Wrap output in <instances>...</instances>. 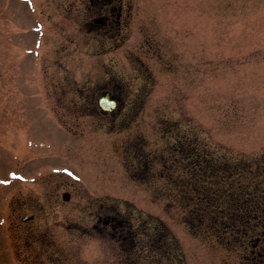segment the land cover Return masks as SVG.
<instances>
[{
    "label": "rangeland",
    "instance_id": "obj_1",
    "mask_svg": "<svg viewBox=\"0 0 264 264\" xmlns=\"http://www.w3.org/2000/svg\"><path fill=\"white\" fill-rule=\"evenodd\" d=\"M90 7L0 0V264H264V0Z\"/></svg>",
    "mask_w": 264,
    "mask_h": 264
},
{
    "label": "flooded vegetation",
    "instance_id": "obj_2",
    "mask_svg": "<svg viewBox=\"0 0 264 264\" xmlns=\"http://www.w3.org/2000/svg\"><path fill=\"white\" fill-rule=\"evenodd\" d=\"M120 1L121 0H119V2ZM90 2L93 8L92 7L89 8L91 11V16L86 24L90 27V30L92 32L107 33L109 31H112L115 26L121 27L120 25L121 12L117 14L114 13L115 5L119 4L118 0H90ZM118 9L121 11V5L120 7H118ZM108 94L110 95L111 100H115L117 102V107L115 110H112V112H108L107 114L115 113L121 109V100L120 98L117 97V95L114 94L113 90L109 89V87L100 88V92L96 100L95 108L98 109L100 112L102 111L99 105V99L100 97L106 96ZM64 198L68 199L69 194H64ZM30 217H31L30 221L35 218V216H30ZM98 221L101 222V226H102L96 228L98 233H103L102 230L109 227H113L115 224L114 217H112L111 219L98 218ZM113 235H115V232L113 233ZM257 245L258 244L256 242V247H253L252 252H254L255 256L264 257V249L259 250ZM121 253L122 255H124L125 250H123Z\"/></svg>",
    "mask_w": 264,
    "mask_h": 264
},
{
    "label": "water",
    "instance_id": "obj_3",
    "mask_svg": "<svg viewBox=\"0 0 264 264\" xmlns=\"http://www.w3.org/2000/svg\"><path fill=\"white\" fill-rule=\"evenodd\" d=\"M100 108L102 109L103 113H107L108 111L115 110L117 107V102L115 100L110 99V95H106L99 100ZM29 217H25L24 220H28ZM256 244H253L255 246Z\"/></svg>",
    "mask_w": 264,
    "mask_h": 264
}]
</instances>
